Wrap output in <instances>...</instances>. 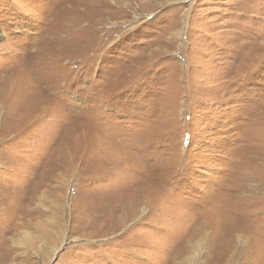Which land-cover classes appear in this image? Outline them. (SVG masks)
<instances>
[{"label": "rangeland", "instance_id": "obj_1", "mask_svg": "<svg viewBox=\"0 0 264 264\" xmlns=\"http://www.w3.org/2000/svg\"><path fill=\"white\" fill-rule=\"evenodd\" d=\"M262 168L264 0H0V264H264Z\"/></svg>", "mask_w": 264, "mask_h": 264}, {"label": "bare ground", "instance_id": "obj_2", "mask_svg": "<svg viewBox=\"0 0 264 264\" xmlns=\"http://www.w3.org/2000/svg\"><path fill=\"white\" fill-rule=\"evenodd\" d=\"M104 4V3H103ZM103 4H101V5H103ZM146 9V8H145ZM105 11V10H104ZM102 18V17H101ZM98 25V24H97ZM262 169H264V168H262ZM234 217V216H233ZM232 224V223H231ZM241 231H244V232H241ZM239 230V232H236V237H235V239H234V242H235V245L237 244V245H247L246 247H248V249H250L251 250V248H252V241H251V243H250V240H249V238L247 237V235H246V233H245V230ZM205 234H206V232H204ZM203 234V233H202ZM207 235V234H206ZM249 235V234H248ZM200 237V236H199ZM204 237V236H203ZM202 238V237H201ZM203 240V239H202ZM258 242V241H257ZM233 243V242H232ZM231 243V244H232ZM195 244V243H194ZM193 244V247L191 246V248H192V251H193V254H192V256H191V258H193V260L195 261L196 260V258L198 257V255L200 254V250H201V244H203V242H198V243H196V245H194ZM230 244V245H231ZM232 246V245H231ZM241 246V247H242ZM229 247V246H228ZM256 249V248H255ZM190 250V249H189ZM231 249L230 248H227V250L225 251L226 253H225V255H224V257L226 256V257H229V255L230 254H232L231 255V258H234V252H232V251H230ZM245 251H248V250H246L245 249ZM232 252V253H231ZM249 253H250V251H249ZM252 253V252H251ZM190 258V257H189ZM190 258V259H191ZM224 263V262H223ZM191 264V263H190Z\"/></svg>", "mask_w": 264, "mask_h": 264}]
</instances>
